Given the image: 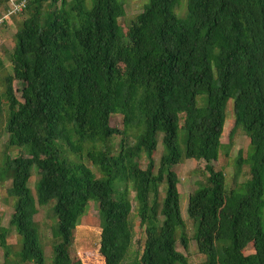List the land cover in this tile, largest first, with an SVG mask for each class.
Segmentation results:
<instances>
[{
	"label": "trees",
	"instance_id": "trees-1",
	"mask_svg": "<svg viewBox=\"0 0 264 264\" xmlns=\"http://www.w3.org/2000/svg\"><path fill=\"white\" fill-rule=\"evenodd\" d=\"M178 2L147 0L124 31L122 0H92L89 8L85 0H26L9 15L21 19L0 113L5 105L7 144L25 156L4 154L0 179L10 180L14 198L8 226L20 240L17 263L46 264L32 218L36 205L53 201L49 264H81L69 247L91 201L103 264H188L175 248L178 238L186 249L187 238L173 166L193 159L204 162V180L188 195L186 214L203 264H264V0H186L183 17L174 12ZM228 99L229 137L240 129L249 145L234 173L245 165L248 177L226 189L211 162L223 145ZM113 114L120 127L109 124ZM130 191L143 232L131 257ZM7 235L0 227L6 264Z\"/></svg>",
	"mask_w": 264,
	"mask_h": 264
},
{
	"label": "rangeland",
	"instance_id": "rangeland-1",
	"mask_svg": "<svg viewBox=\"0 0 264 264\" xmlns=\"http://www.w3.org/2000/svg\"><path fill=\"white\" fill-rule=\"evenodd\" d=\"M124 14L117 19L118 24L121 26L122 30L126 29L135 15L141 10L144 3L147 0H122ZM92 0H85V7L89 8L91 6ZM185 4L186 0H179L178 5L174 8V12L177 17H183L185 15ZM21 18L16 16L14 19H6L4 24L0 27V91H2L1 78L4 74L10 73L11 67L8 61V55L12 51L14 39L13 33L15 31L16 23ZM12 88L15 96L19 99V83L17 81L12 82ZM197 105L202 106L201 99L198 96L196 98ZM232 100L228 99L225 105V120L223 123V130L220 136V142L223 144L222 147L218 149V156L215 161L211 164L216 170H221L224 174L225 187L229 189L235 185H239L247 177V167L242 165L238 171L236 177L234 173L235 168V158L238 152L241 153L242 157L245 156L248 150V137L240 130L234 129L231 136L229 133L232 130ZM6 116V106L3 105L2 112L0 113V166L3 161V155L7 154L10 157L16 155L25 156V152L17 147H12L7 144V133L4 131V120ZM109 124L111 126L120 127L121 116L119 114H113L109 118ZM159 138V137H158ZM157 138L156 151L154 153V162L157 164L158 156L161 152L162 146ZM69 158L73 156L66 154ZM82 162L87 164L90 169L95 172L93 166L87 162L84 156H82ZM141 168L145 166V159L141 158L139 160ZM203 161H196L193 159H182V161L173 166V171L176 173L178 178L177 190L179 198V210L185 225V235L187 238L186 249L182 248L178 238L175 243V248L183 253L188 264H203V255L199 254L195 247V242L192 239L193 234V224L191 219L187 217L186 214V204L188 195L203 182ZM30 177L28 179V187L30 193L35 197L36 183L38 179V174L34 168H31ZM10 184L9 179H0V227L8 228V235L6 237V243L9 245V257L10 262L8 264H33L32 262L17 263L16 252L20 247V240L13 228L8 226V219L12 212V204L14 201L13 197L7 195L6 189ZM133 192L130 191L129 199L131 202V213L130 222L132 224L133 237L130 243L129 252L137 251L140 252L143 241L142 229L137 226V219L135 218V201L133 199ZM262 198L264 200V191ZM53 201H50L44 205H36L37 212L33 216L32 221L37 230L39 243L42 248L44 261L49 264L52 245L54 239L52 238V229L55 226L56 219L52 212ZM264 214V206L262 208ZM262 214V215H263ZM97 211L96 206L93 202H89L84 214L80 217L78 224L72 231L73 240L69 247V253L79 258L81 264H103L102 258L99 254L98 245V232L97 227ZM245 254L251 253L249 247H245L243 250ZM132 256L131 254L129 255ZM0 264H6L3 257V251L0 248Z\"/></svg>",
	"mask_w": 264,
	"mask_h": 264
},
{
	"label": "built area",
	"instance_id": "built-area-1",
	"mask_svg": "<svg viewBox=\"0 0 264 264\" xmlns=\"http://www.w3.org/2000/svg\"><path fill=\"white\" fill-rule=\"evenodd\" d=\"M26 4V0H7L5 12L0 14V25L9 19L10 14H16L20 12Z\"/></svg>",
	"mask_w": 264,
	"mask_h": 264
}]
</instances>
